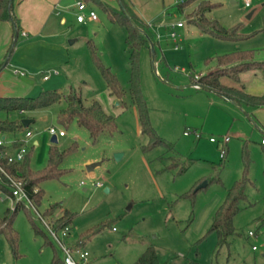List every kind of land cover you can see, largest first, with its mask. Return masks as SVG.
Returning <instances> with one entry per match:
<instances>
[{"label": "rangeland", "instance_id": "1", "mask_svg": "<svg viewBox=\"0 0 264 264\" xmlns=\"http://www.w3.org/2000/svg\"><path fill=\"white\" fill-rule=\"evenodd\" d=\"M72 1L67 9L66 3L58 6L51 18L48 27L56 34L25 39L20 31L18 38L14 36L4 69L7 74L0 76V90L7 81L6 87L17 90V95L37 97L43 90L63 94L61 101L45 107L0 110V119H34L24 130L6 134L14 140L24 138L27 130L32 132L23 146L8 147L13 155L19 150L30 154L34 170L47 165L51 146L67 151L59 164L63 174L40 183L44 194L40 205L35 204L37 210L51 225L63 209L74 213L71 238L102 227L83 245L89 257L82 264H133L148 246L155 247L164 264L264 262V129L244 106L194 85L197 75L216 67L225 68V75L220 74L223 82L240 83L235 80L238 67L218 65L221 55L250 51L253 60L264 61V0H210L217 5L206 16L228 29L236 28L233 38L205 33L190 22L189 13L197 1L181 9L184 0H142L156 10L147 21L155 44L142 46L139 54L141 89L155 130L173 143L181 157L178 166L171 165L173 157L166 146L145 149L150 137L142 133L139 109L130 91L126 28L114 23L97 3ZM81 1L96 12L97 19L77 21L78 15L86 14L74 7ZM63 16L66 21L60 22ZM178 22L183 26H177ZM173 32L177 37H172ZM89 42L101 62L117 75L123 88L121 98L110 93ZM17 69L26 76H17ZM45 74H49L47 80ZM239 78L249 89L261 87L258 79L264 84L260 71L244 70ZM72 87L114 116L116 130L94 141L77 120L62 124L58 115ZM50 126L65 131L55 143ZM224 136H229L227 143ZM245 149L249 160L246 201L233 218L235 233L220 244L210 228L229 189L245 177ZM117 153H122L120 158ZM97 161L101 164L89 171L87 165ZM205 181L207 185L197 189ZM14 203L8 191L0 188V221L12 214ZM52 204L59 208L47 216L44 212ZM26 206L29 210L22 207L13 218L19 235L17 253L7 235L0 233V264H62L61 246L37 211Z\"/></svg>", "mask_w": 264, "mask_h": 264}, {"label": "trees", "instance_id": "2", "mask_svg": "<svg viewBox=\"0 0 264 264\" xmlns=\"http://www.w3.org/2000/svg\"><path fill=\"white\" fill-rule=\"evenodd\" d=\"M10 0H0V21H11L16 27L19 28V18L15 15L13 8H9ZM93 1L104 9L110 19L114 23L123 25L127 30L126 42L130 53L131 63V86L133 102L138 106L139 115L141 119L142 133L150 137V145L145 147L152 148L153 146L162 144L166 146L167 151L173 157L171 165H179L181 162L180 155L175 152L173 143L161 137L155 130L149 116V109L144 99L141 83H140V68H139V54L142 46L146 45L150 48L154 46V35L147 22L142 20L128 4L126 0H119V5L114 6L104 0H88ZM198 2V6L193 12L189 13L190 22L196 24L203 32L213 34L220 38H233L236 28L228 29L221 25L217 20H211L206 16V11L215 7L217 4L212 3L210 0H184L179 4L182 7L191 2ZM92 49L93 57L99 65L102 73L104 74L110 93L121 98L123 95V88L118 80V77L111 69L105 66L96 51L95 46L89 42ZM218 65L232 64L231 68L238 67L235 80L240 82L239 73L244 70H255L264 73V61H255L252 59V52L246 51L242 53L226 54L217 57ZM225 68L207 72L200 75L196 79V83L200 87L207 86L211 90L222 93L228 96L231 100L237 102L242 106L261 107L264 106V93L253 94L246 90L243 84L241 86L228 85L222 82L221 76H224L222 71ZM220 74H224L221 75ZM63 94L58 90H43L37 97L29 96H0V110L7 112L10 111H26L33 110L50 105L56 101H61ZM66 106L60 111L58 119L62 124H68L72 120H77L80 125L86 126L91 134V137L96 141L99 136L106 132H113L117 128L116 119L114 116L108 114L103 106L97 101L93 100L88 102L83 98L80 91L76 88H71L69 93L64 95ZM26 127L23 125L22 120H8L0 119V131L7 134L8 132H16L24 130ZM24 145L22 138L14 139L11 146L20 147ZM5 151L4 146H0V163L5 170L12 177L21 179L24 183L25 190L29 197L37 205H40L43 198V190L40 188V183L46 179L57 178L64 172L59 164L67 151L61 152L56 146H51L49 149V159L47 165L41 170H34L30 165V154H26L21 161H8L3 156ZM245 158V177L237 180L235 184L229 189L228 196L223 204L216 211L210 231L215 232L220 244L228 242L229 238L235 233L233 225V218L236 213L241 209V203L246 201L245 186L249 181L246 173L249 164L246 149L244 151ZM176 159V160H175ZM184 170V167H181ZM10 180L5 173L0 172V188L8 191L12 196V192L8 186ZM29 210L24 202H19L15 205L12 214L4 216L0 221V233H5L15 253L18 251L19 235L16 228L13 226V218L16 211L20 208ZM59 208V205L52 204L46 210L47 216H53ZM74 220V213L68 209H63L58 217L53 218L52 226L56 231L69 227L72 228ZM40 231L39 228H36ZM102 229L101 226H96L89 229L85 234H81L76 240L67 242L71 246L84 245L86 240L91 238L95 233ZM42 231V230H41ZM49 231V230H48ZM43 232V231H42ZM50 233V232H49ZM43 234L48 238L47 233ZM57 259V257H55ZM54 259V261H55ZM60 259V258H58ZM62 264H66L63 259H60ZM133 264H164L161 263L159 254L154 246H148L142 255ZM197 264V263H192ZM252 264H264L252 263Z\"/></svg>", "mask_w": 264, "mask_h": 264}, {"label": "crops", "instance_id": "3", "mask_svg": "<svg viewBox=\"0 0 264 264\" xmlns=\"http://www.w3.org/2000/svg\"><path fill=\"white\" fill-rule=\"evenodd\" d=\"M104 1H107L110 4L116 2V5L117 6L119 5V0H104ZM126 1L132 7L134 12L145 22L151 19L152 14H154L153 12L156 10V8H154V10L153 8L151 9V7L147 5L146 1H142V0H126ZM62 3H66L65 4L66 9L70 7V5L74 4L72 0H15L13 10L15 15L19 18V32L21 31L23 38L27 39L30 38L31 36L39 37L44 34L46 35L56 34V32H53L52 29H49L50 27L48 26L50 25V21L51 18L53 17V14H57L56 10L58 6L63 5ZM137 3L138 5H136ZM74 7L80 13L81 11H85V13L88 14L89 11L88 5L85 10H80L76 5V3ZM64 21H66V18L63 16L62 19H60V22H64ZM79 23H83V22H79ZM14 36H15V26L13 25V23L11 21H0V76H2L3 74L5 76V74H7L6 70L4 69L9 63V57L13 49V48L11 49V46ZM27 42L29 43V41ZM216 69L217 67L214 70ZM16 75L22 77L26 76L25 74L22 75L20 73H16ZM44 80L47 79L44 78ZM6 82L7 81H5L3 85H1L2 89L0 90V96H21L16 94L17 90L6 87L7 86ZM258 82L261 83V87L256 89L247 88L242 81H240V83L235 86H241V84H243L248 92L253 94H263L264 84L262 86V82L260 81V79H258ZM228 85H233V84H228ZM11 91H13V93ZM4 92H11V93L3 94ZM218 94L235 103V101L231 100L228 96L222 93H218ZM244 107L249 111L251 116L255 118V122H258L259 125L264 129V106L261 107L244 106ZM73 240L76 239L71 238V236L68 238V242Z\"/></svg>", "mask_w": 264, "mask_h": 264}, {"label": "built area", "instance_id": "4", "mask_svg": "<svg viewBox=\"0 0 264 264\" xmlns=\"http://www.w3.org/2000/svg\"><path fill=\"white\" fill-rule=\"evenodd\" d=\"M248 3V2H247ZM78 8L80 10H85L87 8V4L83 1L78 2L77 4ZM90 19H97V14L94 10H89L88 14H80L77 16V19L79 22L85 21L86 18ZM177 26L181 27L183 26V22H178ZM172 37H177V34L175 32L172 33ZM16 73H20L24 75L25 73L20 70H16ZM49 77V74H45L44 78L47 79ZM197 78L199 75L196 76ZM196 87H200V84L195 83ZM22 112H24L22 110ZM51 136H56L57 138L60 136L65 135V131L63 129H57L55 126H50L48 128ZM32 136V132L30 130H27L25 133V137L22 138L24 141V144L27 142L28 137ZM14 140L8 139L7 135L3 132L0 131V146L5 147V151H3V156L8 159V161H21L24 159L25 154L23 153L22 150H19L16 152V154H11L10 149H9V144H12ZM211 141H216L214 137H211ZM225 143L229 141V136H224ZM264 142V139H263ZM23 146V145H22ZM0 172L5 173L7 177L9 178L10 182L8 184L11 192H12V197L14 200V206L19 203V202H24L26 205H29L33 207L39 217L46 223V226L50 232V234L55 238L57 243L61 246L63 253H64V260L66 264H82L83 262H86V260L89 257V253L83 245L79 246H71L68 244L67 239L70 237V228L67 226L64 229H61L59 231H56L51 224H49L46 219L40 214V212L37 210L35 203L33 200L29 197L27 191L25 190L24 183L21 179H17L12 177L8 172L5 170V168L1 165L0 163ZM98 185H102L100 182ZM15 208V207H14ZM250 234H253L250 232ZM255 248V246H254Z\"/></svg>", "mask_w": 264, "mask_h": 264}, {"label": "water", "instance_id": "5", "mask_svg": "<svg viewBox=\"0 0 264 264\" xmlns=\"http://www.w3.org/2000/svg\"><path fill=\"white\" fill-rule=\"evenodd\" d=\"M14 2H15V0H10V1H9V8H10V9H12V8L14 7ZM18 34H19V28L16 27V32H15V37H16V38H17ZM202 87H204L205 89H209V90H211V89L208 88L207 86H202ZM212 91H213V90H212ZM235 103H236L237 105L241 106V105L238 104L237 102H235ZM33 121H34V119H33V118H29V117H26V118H23V119H22V123H23V125H24L25 127L29 126ZM51 140H52V142L55 143V142L58 141V138H57L56 136H52V137H51ZM121 155H122V153H117V154H116V157H117V158H120ZM99 164H101L100 161L93 162V163L88 164V165H87V168H88L89 171H91V170H93V169H94L97 165H99ZM206 185H207V182L205 181L204 183H202L201 185H199V186L197 187V189H200V188H202V187H204V186H206ZM106 189L108 190V188H106Z\"/></svg>", "mask_w": 264, "mask_h": 264}]
</instances>
